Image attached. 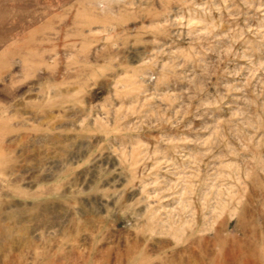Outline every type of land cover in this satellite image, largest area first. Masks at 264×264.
Segmentation results:
<instances>
[{
	"label": "rangeland",
	"instance_id": "374dc122",
	"mask_svg": "<svg viewBox=\"0 0 264 264\" xmlns=\"http://www.w3.org/2000/svg\"><path fill=\"white\" fill-rule=\"evenodd\" d=\"M0 264H264V0H0Z\"/></svg>",
	"mask_w": 264,
	"mask_h": 264
}]
</instances>
